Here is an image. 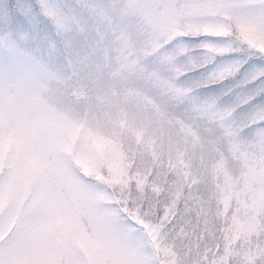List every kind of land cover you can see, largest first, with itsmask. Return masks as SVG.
<instances>
[{
    "label": "snow or ice",
    "instance_id": "obj_1",
    "mask_svg": "<svg viewBox=\"0 0 264 264\" xmlns=\"http://www.w3.org/2000/svg\"><path fill=\"white\" fill-rule=\"evenodd\" d=\"M0 264H264V0H0Z\"/></svg>",
    "mask_w": 264,
    "mask_h": 264
},
{
    "label": "rangeland",
    "instance_id": "obj_2",
    "mask_svg": "<svg viewBox=\"0 0 264 264\" xmlns=\"http://www.w3.org/2000/svg\"><path fill=\"white\" fill-rule=\"evenodd\" d=\"M41 38H40V36H37V40L39 41Z\"/></svg>",
    "mask_w": 264,
    "mask_h": 264
}]
</instances>
